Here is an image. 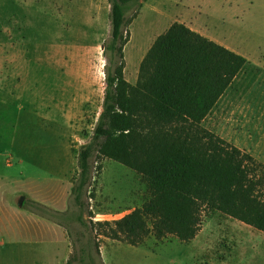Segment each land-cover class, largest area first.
<instances>
[{"label":"rangeland","instance_id":"obj_1","mask_svg":"<svg viewBox=\"0 0 264 264\" xmlns=\"http://www.w3.org/2000/svg\"><path fill=\"white\" fill-rule=\"evenodd\" d=\"M92 1L93 12L87 11L90 4L85 0H0V178L11 176L15 183L12 194L19 196L12 204L21 205L36 195L57 205L67 199L68 210L70 189L79 172L78 157L87 149L92 177L83 209L78 208L84 224L70 221L68 229L60 226L62 235L54 236L46 249L28 244L9 246L4 254L0 251V264H80L82 258L86 264H264V234L217 212L202 214L197 237L187 243L170 235L159 241L148 236L142 245L133 247L105 237L108 229L99 224L120 220L141 207L148 197L145 184L133 170L98 155L100 141L92 142L99 117L96 113L40 116L38 103L26 90V80L82 79L80 65L56 68V59L72 55L56 47L83 43L82 34L91 33L83 24L94 17L99 21V35L86 38L95 47L89 80L105 84L109 53L104 56L103 44L109 38L110 24L105 30L104 13L108 3ZM148 1H138L127 14L124 37L129 36L134 12L137 15ZM253 7L259 18H264V0H170L169 15L184 14L201 23L212 21L215 27L219 25L216 18L222 16L225 23L221 28L231 35L240 29L239 22ZM58 12L65 15L61 17ZM142 12L134 25L132 45L153 31L154 15L147 9ZM43 61L51 65L41 66ZM117 61L110 64L111 73ZM125 69L127 78H138L139 68L128 65ZM100 105L98 100L94 107ZM201 127L264 164V70L245 66ZM81 247L86 253L79 251Z\"/></svg>","mask_w":264,"mask_h":264},{"label":"trees","instance_id":"obj_2","mask_svg":"<svg viewBox=\"0 0 264 264\" xmlns=\"http://www.w3.org/2000/svg\"><path fill=\"white\" fill-rule=\"evenodd\" d=\"M138 1L107 0L110 35L103 53L109 57L92 142L100 141L99 156L138 174L148 197L122 219L99 226L108 229L105 237L133 247L148 236L159 241L170 235L187 243L197 237L202 214L217 212L264 234V164L201 127L248 62L173 23L147 51L136 84L127 83L123 47L129 36L123 32ZM89 152L79 154L67 211L33 200L21 206L65 229L70 221L84 224L79 209L92 179Z\"/></svg>","mask_w":264,"mask_h":264},{"label":"crops","instance_id":"obj_3","mask_svg":"<svg viewBox=\"0 0 264 264\" xmlns=\"http://www.w3.org/2000/svg\"><path fill=\"white\" fill-rule=\"evenodd\" d=\"M85 1L90 4V8L87 11H96L92 0ZM51 4L53 5L54 3L51 2ZM143 9H147L155 17L152 24L153 31L147 35V37H142V39H139L138 42L132 45L134 40V25L141 18ZM109 10L110 6L108 4L104 13L105 18H107V28H105L107 31L109 30ZM79 11L81 12V9ZM169 11L170 0H149L143 3L138 14L131 21L129 39L123 47V75L127 83L135 85L137 82V75L131 79L127 78L125 68L131 65L132 69H138L154 40L160 34L164 33L173 23L185 25L202 37L243 57L248 62L249 66L264 70V18L263 16H260L262 19L259 18L258 13H255L254 7L251 12L248 10L244 20L242 17L238 24L240 29L231 32V35L224 32L221 28L222 24L225 23V18H222V16L216 18L219 25L215 27L212 21L207 23V20L206 23H201L194 17L184 14H177L175 17H171ZM58 13L61 17L65 15L63 12L61 14L60 12ZM83 25L84 28L90 29L89 31L91 33L82 34L85 36L83 43L57 46L56 48L72 55L68 56V58L62 57L59 60L56 59L54 62V65L57 66L56 68L59 70L67 69L73 64H75L76 67L80 65L82 69L81 80H26L28 96L31 100L38 103V109L41 110V112L38 113L40 116H92L95 113L99 116L101 113L100 109L102 105H100V107H94V105L98 100L103 104L105 84L104 82L101 83L100 80H89L95 47L92 43H87L88 39H86L88 35H99V21L94 17L92 20L86 21L88 27L85 24ZM158 29L159 31H157ZM130 45L131 48L128 50ZM42 47L45 48L47 46ZM127 53L130 60L129 64H127ZM75 54L81 55L79 57V55L77 56ZM41 63V66L45 67L51 65L47 61ZM52 67L54 66L52 65ZM236 78L234 80H236ZM2 87L3 80H0V89ZM19 88L20 83L17 81L16 89L19 90ZM228 90L229 87L222 94L220 99L227 95ZM10 94H13V87L11 88ZM0 111L2 113L3 109ZM17 111L18 110H16V115L18 114ZM11 126L12 124H10V127ZM4 179H6V181L3 182ZM0 183V238H2V241H0V251H2L3 254L9 250V246L16 244L40 245L41 247L44 246V249H46L45 246L52 243L54 236L58 238L59 234L62 235V227L59 225L26 210L21 205L12 204V200L15 201L19 195L16 193L15 195L12 194L14 192L13 185L15 183L11 176L0 178ZM9 184H11V187L4 189L3 186ZM33 196V201L43 202L45 206L58 212H65L67 210V199L64 200L63 203L61 202L57 205L49 203L48 201H43V199H39L36 195Z\"/></svg>","mask_w":264,"mask_h":264}]
</instances>
